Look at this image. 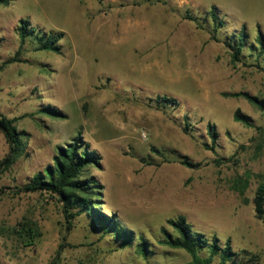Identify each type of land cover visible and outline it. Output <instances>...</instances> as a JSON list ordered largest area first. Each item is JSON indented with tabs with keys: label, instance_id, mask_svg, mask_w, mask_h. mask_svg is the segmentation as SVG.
<instances>
[{
	"label": "rangeland",
	"instance_id": "rangeland-1",
	"mask_svg": "<svg viewBox=\"0 0 264 264\" xmlns=\"http://www.w3.org/2000/svg\"><path fill=\"white\" fill-rule=\"evenodd\" d=\"M164 1L0 4V67L19 57L0 71V116L14 120L22 148L7 168L11 146L0 129V264H191L186 251L159 242L167 220L179 216L222 247L230 239L235 253L247 251L241 264H264V222L255 210L264 186V110L237 95L264 102L256 39L258 29L264 35V0ZM212 8L222 27L209 17ZM23 19L41 33L63 32L61 53L23 41ZM243 28L247 47L234 62L225 43ZM161 96L179 105L159 106ZM237 111L251 125L236 121ZM209 124L218 133L214 150ZM78 134L102 157L87 175L104 187L99 211L133 233L127 248L87 214L68 230L50 193L19 191Z\"/></svg>",
	"mask_w": 264,
	"mask_h": 264
},
{
	"label": "trees",
	"instance_id": "trees-1",
	"mask_svg": "<svg viewBox=\"0 0 264 264\" xmlns=\"http://www.w3.org/2000/svg\"><path fill=\"white\" fill-rule=\"evenodd\" d=\"M11 1L0 0V4L9 5ZM148 2L166 4L164 0H148ZM209 17L215 27L223 26V21L220 19L216 8H212L209 12ZM187 18L197 21L191 15L187 16ZM18 31L22 40H30L33 44H36L37 50L61 53L62 46L60 42L65 37L63 32L41 33L37 29L32 28L30 21L27 19L19 22ZM256 39L260 47V54H264V35L260 29H258ZM225 45L231 51L233 61H240V56L247 47L245 29L243 28L234 39L226 42ZM18 59L19 57H15L5 62L0 67V71L4 67L17 62ZM237 95L244 96L252 104L264 110V102L257 97L251 96L248 93ZM156 103L162 107H175L179 105L177 99L167 96L158 97ZM235 120L243 122L246 125H251L250 118L240 111L235 113ZM189 126L188 116H186L185 133H188ZM0 129L11 146L12 153L5 160V166L8 168L13 164L22 150L20 133L14 125V120H9L4 116H0ZM217 134L216 126L209 124L208 136L211 139V150H214V146L216 145ZM153 151L162 154L154 148ZM101 161L102 157L100 154L95 150H91L90 145L85 143L81 135L78 134L66 147L62 146L58 148V153L54 158L53 164L46 167L43 172L36 174L32 181L24 185L19 191L24 193H50L62 203L68 230H71L74 226V220L77 217L87 214L92 218L93 223L103 230L104 234H114L115 241L121 240V247L127 248L133 245L135 241L133 233L124 230L119 231V224L112 220V216L99 211L100 207H98L97 196L103 194L104 187L94 175H87L90 168L100 167ZM181 163L185 166L193 167L186 157H181ZM255 210L257 217L264 222V186L259 189L255 198ZM166 224L170 229L166 226L161 228L162 238L159 240L160 244L186 251L193 258L191 264H211L215 257L220 258V264H241L240 260L245 259L244 255H249L247 251H244V254L235 253L232 250L230 239L222 247L218 237L213 236L209 238L204 233L196 231L184 216L169 219ZM148 245L147 239L140 236L138 247L143 256H147L149 252ZM202 253H208V256L204 257Z\"/></svg>",
	"mask_w": 264,
	"mask_h": 264
}]
</instances>
